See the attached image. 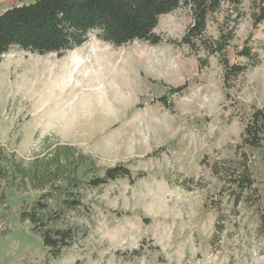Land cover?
Masks as SVG:
<instances>
[{
	"label": "rangeland",
	"instance_id": "1",
	"mask_svg": "<svg viewBox=\"0 0 264 264\" xmlns=\"http://www.w3.org/2000/svg\"><path fill=\"white\" fill-rule=\"evenodd\" d=\"M32 1L0 0V13ZM248 2L231 61H242ZM190 20L185 5L159 16L157 44L114 46L92 31L61 57H0V264H264V148L240 139L264 108V24L252 37L259 64L224 87L218 55L179 42ZM116 164L134 180L87 183ZM244 168L253 188L239 191L229 176ZM46 192L49 225L75 232L55 259L20 219Z\"/></svg>",
	"mask_w": 264,
	"mask_h": 264
},
{
	"label": "trees",
	"instance_id": "2",
	"mask_svg": "<svg viewBox=\"0 0 264 264\" xmlns=\"http://www.w3.org/2000/svg\"><path fill=\"white\" fill-rule=\"evenodd\" d=\"M248 1L250 30L235 52L242 61H231L228 49L237 22L245 15L243 0H34L12 5L0 13V57L12 48L39 55L54 53L61 57L67 51L81 46L92 31H95L99 39L114 46L133 40L157 44L161 38L154 32V28L159 16L185 5L191 20L179 42L195 54L203 50L206 55H218L223 86L229 87L238 76L260 62L258 45L252 37L264 24V0ZM219 14L221 19L217 20L216 15ZM212 19H215L217 30L215 38L206 35L207 23ZM182 89L183 85L172 86L168 93L172 95ZM158 100L168 105L166 95L160 96ZM240 139L249 148H264L263 107L252 109L245 120ZM118 178L134 180L126 165L116 164L105 168L101 176L92 177L87 183L98 186ZM186 181L193 180L185 179L181 183L187 185ZM229 181L239 191L253 188V180L246 168L233 171ZM241 193L237 192L235 201H238ZM62 194L59 191L58 197L64 202L66 198H61ZM40 197L43 200L37 199L28 209L21 210L20 219L30 223L31 231L40 236L46 247L48 258L55 259L71 245L75 232L71 228L49 225L45 214L52 195L46 192ZM69 203L75 205L79 202L71 199ZM259 229L264 235L262 214Z\"/></svg>",
	"mask_w": 264,
	"mask_h": 264
}]
</instances>
